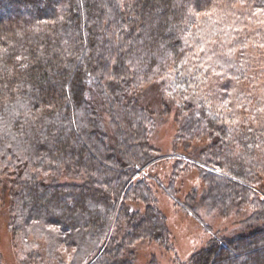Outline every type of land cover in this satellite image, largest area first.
<instances>
[{"label":"trees","instance_id":"1","mask_svg":"<svg viewBox=\"0 0 264 264\" xmlns=\"http://www.w3.org/2000/svg\"><path fill=\"white\" fill-rule=\"evenodd\" d=\"M263 83L264 0H0V218L23 264L171 250L159 190L211 234L181 264H264ZM233 210L249 232L224 236L211 219Z\"/></svg>","mask_w":264,"mask_h":264},{"label":"rangeland","instance_id":"2","mask_svg":"<svg viewBox=\"0 0 264 264\" xmlns=\"http://www.w3.org/2000/svg\"><path fill=\"white\" fill-rule=\"evenodd\" d=\"M262 87L264 89V83ZM146 99L147 102L159 107L161 99H159L157 88L153 87L148 90ZM175 113L172 112L169 116H166L158 108L156 131L152 138L154 144L160 146L163 153L168 155H172L170 153H173L172 148L174 147V139L177 132V124L174 120ZM100 116L106 130L110 136L114 137L115 133L111 128L109 116L106 112H102ZM174 157L165 155L157 159L160 163L159 169L163 171L162 176L166 174L165 172H171ZM186 175L187 177L183 178L181 185V197L185 196L196 183H200L196 170ZM157 195L158 205L166 216L171 232L173 248L166 250L156 240L146 239L141 241L136 248L137 256L134 264H152V261L155 264H181L188 262L197 250L206 245L211 234L193 215L177 207L172 198L163 190H159ZM240 216H243V213ZM234 219L235 213L233 210L226 215L217 214L211 220L213 221L214 229H222V234H225L224 236L233 237L249 232V229L245 225ZM0 253L2 256L0 264H23L22 255L17 252L13 245L11 231L8 227V219L6 218H0ZM67 256L70 258L71 255L68 254Z\"/></svg>","mask_w":264,"mask_h":264}]
</instances>
